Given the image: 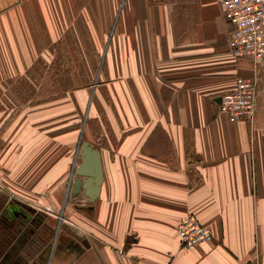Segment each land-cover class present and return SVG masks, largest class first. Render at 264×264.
<instances>
[{
  "label": "crops",
  "instance_id": "0c3cea01",
  "mask_svg": "<svg viewBox=\"0 0 264 264\" xmlns=\"http://www.w3.org/2000/svg\"><path fill=\"white\" fill-rule=\"evenodd\" d=\"M28 4L29 12L13 11ZM69 28L93 46L97 37L95 51L112 29L107 67L123 77V139L109 155L80 141L73 209L60 220L57 204L29 203L31 191L60 196L66 160L31 173L27 159L21 171L28 144L0 136V264H264V66L230 55L219 0H0V77L30 65L19 52ZM245 78L257 79L256 112L231 123L219 99ZM85 142L102 182L87 161L72 194ZM186 214L210 229V242L180 247L177 222Z\"/></svg>",
  "mask_w": 264,
  "mask_h": 264
},
{
  "label": "rangeland",
  "instance_id": "374dc122",
  "mask_svg": "<svg viewBox=\"0 0 264 264\" xmlns=\"http://www.w3.org/2000/svg\"><path fill=\"white\" fill-rule=\"evenodd\" d=\"M13 11L29 12L31 4ZM70 31L68 36L43 37L38 51L19 52L20 59L29 60L30 65L2 69L4 74L0 77V136L29 146L25 149L29 150L30 156L20 157L21 171L27 172V159L31 163V171L28 169L31 173L45 168L55 171L59 159L67 162L68 180L62 190L57 191L60 196H45L41 189L31 191L29 203L37 208L57 204L56 212L54 205L50 209L60 220L66 208L68 212L73 209L69 190L80 141L89 138L107 155L112 154L110 144L123 139L125 123L123 102L117 98L122 94L123 77L109 74L107 67V45L112 29H105L100 35L99 51H95L97 37L93 46L89 36L76 35L75 28H69ZM114 80L117 82L109 89L108 81ZM94 83L99 85L93 89L90 86ZM94 93L99 98L96 106L92 103ZM42 147H46L44 153H40ZM55 230L53 239L58 235Z\"/></svg>",
  "mask_w": 264,
  "mask_h": 264
},
{
  "label": "built area",
  "instance_id": "2783aa9c",
  "mask_svg": "<svg viewBox=\"0 0 264 264\" xmlns=\"http://www.w3.org/2000/svg\"><path fill=\"white\" fill-rule=\"evenodd\" d=\"M225 20L230 24L228 52L235 59L264 66V0H219ZM258 86L256 78L238 79L233 90L219 99V114L235 123L242 118L251 120L256 112ZM180 247L192 250L210 242L213 235L193 214L177 222Z\"/></svg>",
  "mask_w": 264,
  "mask_h": 264
},
{
  "label": "water",
  "instance_id": "95a60500",
  "mask_svg": "<svg viewBox=\"0 0 264 264\" xmlns=\"http://www.w3.org/2000/svg\"><path fill=\"white\" fill-rule=\"evenodd\" d=\"M81 157L83 158V163L76 171L78 178L74 180L72 194H74L81 186L82 181L79 179V176L86 175L84 169L86 167L87 161H90L92 163L90 165L93 169L92 176H94L96 179L97 187H99L102 182L101 166L100 162L98 161V154L96 151H93L91 149V146L86 142L82 145ZM93 197L94 196H91L90 198L93 199Z\"/></svg>",
  "mask_w": 264,
  "mask_h": 264
},
{
  "label": "trees",
  "instance_id": "16d2710c",
  "mask_svg": "<svg viewBox=\"0 0 264 264\" xmlns=\"http://www.w3.org/2000/svg\"><path fill=\"white\" fill-rule=\"evenodd\" d=\"M48 230H50V228H48ZM50 233V232H49Z\"/></svg>",
  "mask_w": 264,
  "mask_h": 264
}]
</instances>
